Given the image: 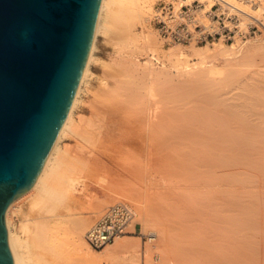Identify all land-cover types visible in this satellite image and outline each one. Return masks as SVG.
<instances>
[{"label": "bare ground", "instance_id": "6f19581e", "mask_svg": "<svg viewBox=\"0 0 264 264\" xmlns=\"http://www.w3.org/2000/svg\"><path fill=\"white\" fill-rule=\"evenodd\" d=\"M157 1H102L92 50L66 122L36 184L8 210L16 264H142L145 259L155 264L151 249L143 251L134 236L119 237L99 252L87 242L92 219L79 216L72 204L85 186L73 159L82 154L80 147L98 141L130 162L117 168L116 175L130 173L131 181L118 184L125 195L140 190L131 195L137 197L142 219L168 245L162 264H264V121L253 118L256 109L264 118V36L164 48L150 25ZM200 2L207 26H218L210 18L218 4L227 26L238 28V34L249 32L254 19L264 24V0L256 6L252 0ZM235 15L237 22L229 20ZM102 34L109 36L115 55L102 63L94 85ZM161 52L168 63L161 58L165 64L159 68L153 57L139 58ZM245 69L251 74L241 77ZM167 83L185 90L169 98L163 87ZM216 85L220 93L211 109L208 90ZM85 92L90 95L82 106ZM251 100L257 108L250 107ZM71 138L78 148L71 146ZM154 187L166 190L165 224L147 205ZM14 215L21 216L22 231L14 227Z\"/></svg>", "mask_w": 264, "mask_h": 264}, {"label": "water", "instance_id": "95a60500", "mask_svg": "<svg viewBox=\"0 0 264 264\" xmlns=\"http://www.w3.org/2000/svg\"><path fill=\"white\" fill-rule=\"evenodd\" d=\"M103 0H0V264L8 210L36 184L75 100Z\"/></svg>", "mask_w": 264, "mask_h": 264}, {"label": "rangeland", "instance_id": "374dc122", "mask_svg": "<svg viewBox=\"0 0 264 264\" xmlns=\"http://www.w3.org/2000/svg\"><path fill=\"white\" fill-rule=\"evenodd\" d=\"M161 2H162V0H158L156 2L155 10H157V8L159 7ZM246 2H249V0H246ZM255 3H258V0H252V5L256 6L257 4H255ZM219 6H221V5H219ZM220 12H223V10H221ZM154 15H155V12L153 14L150 25L152 26V29H154L159 34L160 38L163 40L164 48H168L171 45H177V44H168L165 42V40L163 39V37L160 34V31L158 29L157 24L154 22ZM232 18H235L234 21H238L239 16L235 15ZM232 18H230L229 20H233ZM203 20H205V18H203ZM261 24H262L261 21L254 19V21L250 22V26H249L250 31L249 32H246V34L245 33H243V34L237 33L235 37L236 38L242 37L243 40L248 41L252 37H257L259 35L264 36V24H262V25ZM142 29L143 28L141 27L140 30L142 31ZM106 37L109 39V41H108V39H106ZM235 37L231 41L225 40V42L227 44L233 43L236 41ZM216 40H219V38ZM216 40H214V41H216ZM249 44H250V41H249V43L247 42L246 46ZM97 45H98L97 57L99 58V61L101 60L102 62H99V63L96 62L93 65V71L96 74V75H94L95 78H93V80H92V82H94L92 84H94V85L98 84L97 83L98 82L97 77H99L100 74H102V69H103L102 63L109 62L111 60V58L115 55L114 54L115 48L112 45L108 35H104V34L100 35ZM182 46H184V45H182ZM185 46H189V45H185ZM148 54L149 53L140 54L139 58L142 61H146V60H149L154 55V54L153 55L152 54L148 55ZM158 57L165 60L164 56L162 55V52L158 53ZM162 59L160 60V62L153 60V62L157 68L164 65L165 62L168 63L167 60H165V62H163ZM103 61H105V62H103ZM246 71H248V70L245 69L243 71L244 74H243V72H241L242 73L241 77L250 76L251 71L249 70L247 73H246ZM95 80H97V82ZM163 87H164V90L168 91V92L167 91H165V92L167 93V96L169 95L168 96L169 98L177 97L181 94V92H183L185 90V88L175 87L171 83L170 84L167 83L166 85L164 84ZM177 88H179V89H177ZM219 88L220 87L216 85V86H214L208 90L213 97V100L210 102V108L211 109L215 108L217 105L216 100H217V97L220 93ZM170 89H171V91H170ZM180 89H181V92H180ZM182 89H183V91H182ZM174 90H175V92H173ZM178 91L180 94L178 93ZM245 93L249 97H252V95H253V93H251L249 91H246ZM88 94L89 93L85 92L84 98H85V95H86V98H85L84 102L82 103V106L87 105L86 102L88 101V96L90 95V94L89 95ZM252 101L253 100H251V102ZM248 102H250V100ZM250 107L257 108L256 102L250 103ZM258 108L260 110L262 109L261 106L259 107V105H258ZM257 111L258 110L256 109L255 110L256 115L253 118L257 122L261 121L260 123H263L264 118L261 115V113H257ZM68 142H69V140H68ZM69 143L73 147H76V148L79 147L77 145L78 144L77 141L73 138L70 139ZM80 149H82L83 152L78 158L73 159V163L76 166L78 174L81 175V177H83L85 186L80 191H77L74 194L73 201H72V204H73V206L76 207V210L79 213V216L90 217L92 219V226L91 227H93V225H95L101 219V217L104 215V213L107 211V209L109 207H111L112 205H114L120 201H128V202L132 203L133 206L135 207L136 213H137L136 220H135V224H137V228L135 229L133 227L132 230L134 231V233L131 235H126V236H134L136 238V240H139L141 245H142L143 251L151 249L153 262L155 264H162V259L164 257V254H167L165 249L168 248V245H167V243L162 244L160 235L158 233H154V229H155L154 226L147 224L142 219V216H141V213L139 210V205H137L138 204L137 201L134 200L137 197L135 196V198H133V196L135 194H133V196L131 195V192L132 193H140V190L137 188H133L134 190H131V191L127 190V193H130V194L125 195L126 191H124V190L121 191L120 185L118 184V182L123 180V179L131 181L132 175L130 173H125L122 176L116 175L117 168L120 171V170H122L123 166H129L130 162L122 159L121 157L116 158L114 156V153H112L113 151L110 153V149H108L106 147V144L100 143L99 141L95 142V144H91V145L89 144L84 148L80 147ZM112 154H113V156H112ZM162 189L165 190L164 188L159 189V187L158 188L154 187L150 191L147 205H148V208H150L151 211L153 213H155V215L158 217L159 223L165 224L168 222L169 215H168L166 197H165V199L163 197V194L166 190L163 192ZM165 194H166V192H165ZM165 194H164V196H166ZM129 197H131L133 199H131ZM135 203H137V204H135ZM21 219L22 218L20 215H14V217H13L14 227L19 231H22L21 228L23 225V221ZM153 234H155V235H153ZM153 237H154V239H152ZM164 245H167V247ZM162 246H164L166 248H164ZM161 248L164 249L163 250V251H165L164 253H163V251H161L162 250ZM93 250L95 252L101 251V250H95V249H93ZM166 257H168V256H166ZM171 257L175 258L174 253L171 254ZM106 264H117V263H115L112 260V261H107ZM142 264H146V259L144 260V262H142Z\"/></svg>", "mask_w": 264, "mask_h": 264}, {"label": "built area", "instance_id": "2783aa9c", "mask_svg": "<svg viewBox=\"0 0 264 264\" xmlns=\"http://www.w3.org/2000/svg\"><path fill=\"white\" fill-rule=\"evenodd\" d=\"M218 4L212 11L211 18L218 24L210 27L204 23L202 9L204 4L200 0L193 3H182L180 0H162L154 15L161 36L168 44L204 45L216 39L225 38L231 41L237 34L238 28L227 26L225 13L220 12ZM232 18V17H231ZM233 22L235 18H232ZM153 60L160 62L161 58L153 56ZM136 209L128 201H120L107 209L101 219L91 227L86 234L89 246L95 250H102L114 243L117 238L134 233Z\"/></svg>", "mask_w": 264, "mask_h": 264}]
</instances>
